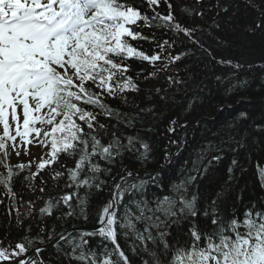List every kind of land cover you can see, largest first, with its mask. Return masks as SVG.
<instances>
[{
	"label": "snow or ice",
	"instance_id": "6c2138e0",
	"mask_svg": "<svg viewBox=\"0 0 264 264\" xmlns=\"http://www.w3.org/2000/svg\"><path fill=\"white\" fill-rule=\"evenodd\" d=\"M146 2L158 6L160 0ZM168 7L171 9L172 5ZM152 21H159L161 26L190 39L195 32L181 25L171 11L166 16L155 13L150 19L133 0H0V166L5 170L0 171V187L12 202L8 214L11 216L15 211L18 226L23 222L22 216L31 215L32 203H27L23 213L16 207L17 193L13 186L17 178L22 187L31 189L45 168L52 172L53 179H58L65 173L51 166L65 167L66 186L77 191L63 195L56 204L49 200L40 212L53 215V207L62 202L69 209L66 215L73 216L76 213L71 201L75 197L80 215L86 220L87 196L80 197L78 190L93 187L100 190L106 181L99 179L102 171L99 160L112 164L123 150L134 148L137 139L134 137H128L127 144L118 137L102 143L107 126L97 117L121 119V114L110 108L104 97L123 98L126 92L139 91L137 81L127 75L128 60L146 61L153 67L161 61L159 71L181 60L183 54L162 57L165 46H170L167 40L158 45L161 51L151 56L131 44L130 41L148 39L136 29L151 27ZM254 27L264 28V14ZM156 74V71L150 73ZM168 80L178 82L172 76ZM85 105H90L92 110ZM128 122L131 123V118ZM28 145L49 149L40 157L35 172L30 171L33 161L16 165L6 162L11 155L9 147L19 156L21 147L25 155L29 154ZM140 146L141 157L146 160L149 145L141 141ZM67 158H75L74 167L63 164ZM219 159V155L212 157V160ZM26 169L28 174L21 177L20 173ZM202 171L206 172L207 168H194L195 175L172 185L173 196L154 201L144 195L148 181H137L136 174L127 172L114 184L111 199L97 214L98 228L60 233L54 244L57 253L65 256L69 264L72 261L132 264L118 242V235H122L125 240L129 236L133 238V255L146 253L150 257V260L143 259V264H264V209L255 205L245 210L242 219L234 213L228 218L217 213L214 207L211 213L205 210L203 215L211 216L210 229H200L193 219L186 234L190 239L183 243L176 237L170 239L172 225L199 214L197 197L188 199L186 193L187 186ZM261 175L264 176V170ZM39 191L43 192L44 188L40 187ZM212 203L215 205L216 201ZM96 237H100L96 246L99 252L88 247L87 238ZM47 239L53 237L49 235ZM37 243L44 244L45 239L25 235L14 245L11 242L5 245L0 240V264H45L40 256L44 249L36 247L33 251Z\"/></svg>",
	"mask_w": 264,
	"mask_h": 264
},
{
	"label": "trees",
	"instance_id": "16d2710c",
	"mask_svg": "<svg viewBox=\"0 0 264 264\" xmlns=\"http://www.w3.org/2000/svg\"><path fill=\"white\" fill-rule=\"evenodd\" d=\"M133 3L150 19L155 13L166 16L171 11L181 25L195 29L190 39L161 26L159 21H152L151 27L136 29L148 39L130 41L151 56L160 52L158 45L167 40L170 46H165L162 57L183 54L181 60L170 64L165 71H159L161 61L153 67L146 61L130 59L126 62L130 65L127 75L137 81L139 91L126 92L123 98L104 97L105 103L121 114V119L105 115L97 117L107 126L102 143L106 144L114 137L120 138L123 144H127L128 137L137 139L134 148L123 150L114 163L99 160L102 169L99 179L106 181L100 190L95 187L78 190L80 197L87 196L86 220L80 215L75 197L71 201L76 213L73 216L66 215L69 209L62 202L53 207V215L40 212L41 208L47 207V201L56 204L63 195L77 191L75 187L66 186L65 167H52L65 173L58 179H53L47 168L36 177L31 189L22 187L17 178L13 186L17 193L16 207L23 213L27 203H32L31 215L28 218V215L22 216L23 222L19 226L15 211L11 216L8 214L12 202L0 187V200L3 201L0 203V240L5 245L9 242L14 245L25 235L42 237L47 244L60 233L98 225L97 214L111 199L114 184L129 171L136 174L135 180L148 181L144 195L154 201L166 195L173 196L172 185L195 175L194 168H207L187 186V198L197 197L199 214L195 218L189 216L170 229V239L179 238L181 243L190 239L186 234L193 219L202 230L212 227L211 216L203 215L205 210L211 213L214 207L217 213L228 218L234 213L242 219L243 212L253 205L264 209V176L261 175L264 170V28L254 27L264 14V0H200L199 3L197 0H160L158 6L148 5L146 0H133ZM185 9L193 12L189 14ZM140 23L143 25L142 21ZM237 64L239 68L235 67ZM153 71L157 73L155 76L150 75ZM169 76L178 82L170 83ZM85 107L92 110L90 105ZM95 111L100 112V109ZM170 127L175 130L169 131ZM141 141L149 145L146 160L141 157ZM216 155L220 159L212 160ZM74 161L75 158H67L63 164L74 167ZM0 171H5L2 166ZM28 171L26 169L20 176L27 175ZM40 187L44 188L43 192L39 191ZM217 193L221 195L218 197ZM138 227L142 228V225ZM49 235L52 240L47 239ZM87 239L88 247L99 252L96 246L100 237ZM118 242L132 264L150 260L146 253L132 254L131 236L125 240L118 235ZM44 244L37 243L34 248ZM40 256L45 264H69L54 245L44 249Z\"/></svg>",
	"mask_w": 264,
	"mask_h": 264
},
{
	"label": "rangeland",
	"instance_id": "374dc122",
	"mask_svg": "<svg viewBox=\"0 0 264 264\" xmlns=\"http://www.w3.org/2000/svg\"><path fill=\"white\" fill-rule=\"evenodd\" d=\"M9 150L11 153L10 160L12 161V163H15V164L25 163V164H27L29 161H33L32 165H31V171H33V172H35L37 170L36 166H37V163H39V161H40V157L49 151L48 148L40 146V145H28V153L29 154L25 155L24 148L21 147L19 149L20 155L17 156L14 152H12L11 147H9ZM45 158H47V157L45 156ZM28 217H29V215L27 216V218ZM26 225H28V224H26Z\"/></svg>",
	"mask_w": 264,
	"mask_h": 264
},
{
	"label": "water",
	"instance_id": "95a60500",
	"mask_svg": "<svg viewBox=\"0 0 264 264\" xmlns=\"http://www.w3.org/2000/svg\"><path fill=\"white\" fill-rule=\"evenodd\" d=\"M96 228H98L97 226H87V227H83L80 228L81 230H95Z\"/></svg>",
	"mask_w": 264,
	"mask_h": 264
},
{
	"label": "bare ground",
	"instance_id": "6f19581e",
	"mask_svg": "<svg viewBox=\"0 0 264 264\" xmlns=\"http://www.w3.org/2000/svg\"><path fill=\"white\" fill-rule=\"evenodd\" d=\"M244 212H245V211H244ZM244 212H243V213H244ZM241 216H242V215H241Z\"/></svg>",
	"mask_w": 264,
	"mask_h": 264
}]
</instances>
